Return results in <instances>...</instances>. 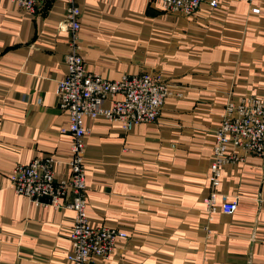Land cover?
Instances as JSON below:
<instances>
[{
    "label": "crops",
    "instance_id": "1",
    "mask_svg": "<svg viewBox=\"0 0 264 264\" xmlns=\"http://www.w3.org/2000/svg\"><path fill=\"white\" fill-rule=\"evenodd\" d=\"M210 1L187 16L150 0H74L85 73L148 74L169 89L157 120L130 131L84 119L85 214L126 235L90 264H264V157L225 164L215 189L208 181L226 103L264 100V0ZM68 7L53 0L29 14L0 0V264H70L73 212L38 207L8 180L16 165L48 156L68 174L72 139L55 96ZM223 197H238L232 215Z\"/></svg>",
    "mask_w": 264,
    "mask_h": 264
},
{
    "label": "built area",
    "instance_id": "2",
    "mask_svg": "<svg viewBox=\"0 0 264 264\" xmlns=\"http://www.w3.org/2000/svg\"><path fill=\"white\" fill-rule=\"evenodd\" d=\"M9 1L24 12L33 14L39 4L53 0ZM150 1L160 3L165 10H179L187 16H192L201 4V0ZM67 3L70 51L65 57V76L57 83L55 96L58 107L67 115L69 122L67 132L72 139L69 171L66 176H60L55 171L59 162L48 156L34 159L27 165H16L8 180L16 195L25 197L38 207L67 208L73 212L72 225L66 232L70 242L66 259L70 264H90L94 259L108 260L118 239H124L126 235L117 229L92 225L85 214L84 140L89 130L84 119L117 121L124 130L130 131L140 124L157 120L169 89L162 78L148 74L125 75L117 81H108L85 73L77 37L81 13L74 0H67ZM209 5L214 8L217 1L211 0ZM115 96L121 100L113 101ZM107 101L110 105L106 107ZM249 155L264 157V100L260 99L228 102L224 106L214 133L208 173L210 187L215 189L220 185L221 169L225 164L243 160ZM216 195L213 190L205 199L207 209H212ZM237 200L238 197L230 202L223 197L221 212L232 215L236 211Z\"/></svg>",
    "mask_w": 264,
    "mask_h": 264
}]
</instances>
